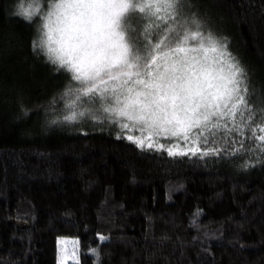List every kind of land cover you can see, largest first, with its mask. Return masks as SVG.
Listing matches in <instances>:
<instances>
[{
    "label": "trees",
    "instance_id": "obj_1",
    "mask_svg": "<svg viewBox=\"0 0 264 264\" xmlns=\"http://www.w3.org/2000/svg\"><path fill=\"white\" fill-rule=\"evenodd\" d=\"M51 2L29 21L17 13L34 0H0V264H57L59 237L78 241L70 264H264V151L248 130L201 145L219 155L173 157L108 121H66L77 82L33 50ZM188 5L264 106V0Z\"/></svg>",
    "mask_w": 264,
    "mask_h": 264
},
{
    "label": "snow or ice",
    "instance_id": "obj_2",
    "mask_svg": "<svg viewBox=\"0 0 264 264\" xmlns=\"http://www.w3.org/2000/svg\"><path fill=\"white\" fill-rule=\"evenodd\" d=\"M34 2L35 11L30 5L17 15L32 21L41 11ZM48 7L33 50L45 49L57 71L72 73L81 85L77 101H102L114 123L127 121L122 130L139 131L125 137L137 147L215 156L223 149L201 145L219 137L230 146L232 134L244 138L247 129L246 138L264 151V106L252 102L246 68L227 38L205 31L196 13L186 11L188 0H52ZM158 137L177 143L166 147ZM239 143L245 147L244 139Z\"/></svg>",
    "mask_w": 264,
    "mask_h": 264
},
{
    "label": "rangeland",
    "instance_id": "obj_3",
    "mask_svg": "<svg viewBox=\"0 0 264 264\" xmlns=\"http://www.w3.org/2000/svg\"><path fill=\"white\" fill-rule=\"evenodd\" d=\"M81 85L77 82L76 88L72 90L71 94L67 97V107H66V116L71 115L73 111L77 114L80 112H84L85 115L89 116L86 118L89 121H96L100 123L101 121H108L109 124H113L116 128L126 135H134L140 136L141 133L139 131L128 132L127 130H122L120 127V122H127L126 120L114 123L110 118L109 113L103 112V102L97 100L95 103L89 102L87 97H83L80 101L75 99L76 89L80 88ZM75 102V103H74ZM73 107H69L73 105ZM78 117H82L79 116ZM147 133H144L146 136ZM159 143L167 145L166 147H171L173 144L177 143L175 138H165L158 137L156 138ZM180 146L183 148L185 145L183 142H180ZM70 263H78V241L74 238L70 237H59L57 239V264H70ZM97 264V260L95 259V263Z\"/></svg>",
    "mask_w": 264,
    "mask_h": 264
}]
</instances>
